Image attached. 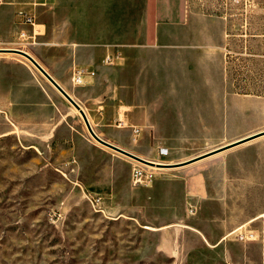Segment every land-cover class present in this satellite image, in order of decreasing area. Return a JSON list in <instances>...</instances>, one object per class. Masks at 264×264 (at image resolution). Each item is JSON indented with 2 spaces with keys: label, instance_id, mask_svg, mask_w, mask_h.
Masks as SVG:
<instances>
[{
  "label": "rangeland",
  "instance_id": "374dc122",
  "mask_svg": "<svg viewBox=\"0 0 264 264\" xmlns=\"http://www.w3.org/2000/svg\"><path fill=\"white\" fill-rule=\"evenodd\" d=\"M188 2L225 27L224 45L207 66L148 69L132 90L123 71L140 65L104 66L122 42H92L86 16L59 21L38 5L35 43L0 35V49L29 53L62 84L98 136L154 163L99 144L29 60L0 53V264H264V136L175 167L264 131V0ZM79 49L96 55L81 62ZM74 67L95 79L74 86ZM205 73L223 90L180 78Z\"/></svg>",
  "mask_w": 264,
  "mask_h": 264
},
{
  "label": "crops",
  "instance_id": "0c3cea01",
  "mask_svg": "<svg viewBox=\"0 0 264 264\" xmlns=\"http://www.w3.org/2000/svg\"><path fill=\"white\" fill-rule=\"evenodd\" d=\"M82 1L88 3L87 12L80 6ZM38 5L41 6L40 12L50 11L55 6L59 21L68 17H88L91 22L88 33L94 43L107 45L112 40L122 42V45H117L118 48L109 47L106 54L120 50L122 62L126 60L127 65H140L136 75L128 69L123 71V77L128 82L125 84L127 90H132L145 71L155 69L159 64L172 63L177 59L187 69L194 63L207 66L213 59V50L225 43V27L211 25L208 14L193 9L188 0H9V3L0 6V35L9 30L17 36L21 31H29L32 26L21 24L18 13L34 15ZM113 17L121 19V30L113 32L106 28L107 19ZM93 23L98 26L93 28ZM70 29L73 39L79 40L81 28L73 24ZM261 37L264 45V29ZM83 50L79 49L78 52L81 62L89 61L96 55L93 51ZM95 77L88 78L86 86ZM180 78L200 90L209 87L212 90L224 88L222 75L218 74L183 75ZM203 81L205 86L197 84Z\"/></svg>",
  "mask_w": 264,
  "mask_h": 264
},
{
  "label": "water",
  "instance_id": "95a60500",
  "mask_svg": "<svg viewBox=\"0 0 264 264\" xmlns=\"http://www.w3.org/2000/svg\"><path fill=\"white\" fill-rule=\"evenodd\" d=\"M0 53H12V54H18V55H21L23 56L24 58H26L27 60H29L33 65L34 67L49 81V83L71 104L73 105L79 112L80 114L82 115L83 119H84V122L87 126V129L89 131V133L91 134V136L101 145L109 148V149H112L124 156H127L133 160H136V161H139L141 163H145V164H150V165H154V163L150 162V161H147L145 159H142L118 146H115L109 142H107L106 140L102 139L100 136H98V134H96V132L94 131L89 119H88V116L86 115L85 111L83 110V108L80 106V104L50 75V73L33 57L31 56L29 53L23 51V50H20V49H0ZM264 136V131L263 132H260V133H256L254 135H251V136H248V137H245V138H242L240 140H237L233 143H230L228 145H225L223 147H220L218 149H215L209 153H206L205 155H202L200 157H197V158H194V159H191L189 161H186L184 163H179L177 165H175V167H180V166H187V165H190V164H193L197 161H200L202 159H205V158H208V157H211V156H214V155H217V154H220L222 152H225V151H228V150H231V149H234L236 147H239L241 145H244V144H247L249 142H252L258 138H261Z\"/></svg>",
  "mask_w": 264,
  "mask_h": 264
},
{
  "label": "built area",
  "instance_id": "2783aa9c",
  "mask_svg": "<svg viewBox=\"0 0 264 264\" xmlns=\"http://www.w3.org/2000/svg\"><path fill=\"white\" fill-rule=\"evenodd\" d=\"M9 3V0H0V6ZM20 23L24 25H30L34 29L33 36H29L27 32L21 31L19 34V40L21 42H27L28 40H33L32 43H35L36 40V18L32 14L26 12H19ZM123 60V55L120 50L114 52H109L103 59V65L106 67H115L120 64ZM96 73L94 71H87L83 68L74 67L71 74V81L76 87H84L88 84V78H94ZM134 132L138 134L140 130L138 128L134 129ZM138 177H142L143 173L140 170L136 171ZM238 236L240 240L248 239V236L244 232H239Z\"/></svg>",
  "mask_w": 264,
  "mask_h": 264
},
{
  "label": "bare ground",
  "instance_id": "6f19581e",
  "mask_svg": "<svg viewBox=\"0 0 264 264\" xmlns=\"http://www.w3.org/2000/svg\"><path fill=\"white\" fill-rule=\"evenodd\" d=\"M156 166L158 165V164H155Z\"/></svg>",
  "mask_w": 264,
  "mask_h": 264
}]
</instances>
